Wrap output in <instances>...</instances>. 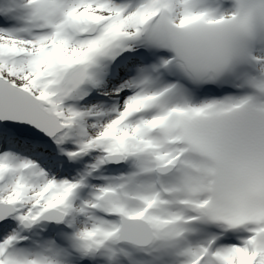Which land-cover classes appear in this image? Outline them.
Returning <instances> with one entry per match:
<instances>
[{"label": "snow or ice", "instance_id": "obj_1", "mask_svg": "<svg viewBox=\"0 0 264 264\" xmlns=\"http://www.w3.org/2000/svg\"><path fill=\"white\" fill-rule=\"evenodd\" d=\"M0 264H264V0H0Z\"/></svg>", "mask_w": 264, "mask_h": 264}]
</instances>
